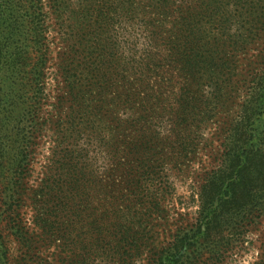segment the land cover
I'll list each match as a JSON object with an SVG mask.
<instances>
[{
	"label": "trees",
	"instance_id": "obj_1",
	"mask_svg": "<svg viewBox=\"0 0 264 264\" xmlns=\"http://www.w3.org/2000/svg\"><path fill=\"white\" fill-rule=\"evenodd\" d=\"M41 6L40 0H31L35 18ZM85 12L94 26L88 68L103 105L90 131L105 160L112 161V175L100 184L86 171L83 159H90V150L81 144L74 159L66 156L64 179L47 181L48 186L57 193L95 187L110 193L112 186L154 194L142 208L146 211L139 212L153 219L160 213L159 200L175 192L173 171L187 170L180 166L184 153L199 145L219 148L213 158L217 164L199 187L195 222L180 229L147 264H226L264 218V42L251 63L255 66L249 67L246 90L239 88L240 56L264 39V0H89ZM5 85L0 79V114L5 110L1 97L10 99ZM128 145L131 154L147 156L138 175L128 166ZM153 146L158 147L156 161ZM164 154L179 156L158 161ZM7 208L11 216L12 205ZM39 215L52 233L47 215ZM137 216L125 218L134 220L122 234L128 245V238L146 239L147 227L135 221ZM9 219L10 229L24 238L20 219ZM261 241L253 264H264Z\"/></svg>",
	"mask_w": 264,
	"mask_h": 264
},
{
	"label": "rangeland",
	"instance_id": "obj_2",
	"mask_svg": "<svg viewBox=\"0 0 264 264\" xmlns=\"http://www.w3.org/2000/svg\"><path fill=\"white\" fill-rule=\"evenodd\" d=\"M88 1L40 0L42 11L35 18L31 0H0V79L9 83L7 92L10 89V99L1 97L5 110L0 114V264H147L153 253L169 247L180 229L195 222L199 187L217 164L213 158L219 148L211 151L199 145L184 153L180 166L187 170L173 171L175 192L159 200L160 213L147 220L140 213L154 194L134 193L131 188L117 191L110 185L114 192L95 187L57 193L48 186L47 181L64 179L66 156L74 159L81 144L90 150V159H83L86 171L100 184L110 182L112 175V161L105 160L90 131L103 105L88 68L94 39L93 21L85 16ZM263 42L240 56L244 64L239 80L245 86L240 90L248 86L249 67L255 66L251 63L257 61ZM126 151L128 166L135 169L131 173L138 175L147 156L131 154L129 145ZM151 151L154 160L158 147ZM166 156L179 155H160L158 161ZM163 183L161 177L159 188ZM7 204L13 207L11 216ZM40 213L47 215L52 233L38 220ZM132 214L147 227L146 239L128 238V245L122 234L134 221L125 219ZM10 217L20 219L24 238L10 229ZM260 223L226 264L256 261L264 218Z\"/></svg>",
	"mask_w": 264,
	"mask_h": 264
}]
</instances>
